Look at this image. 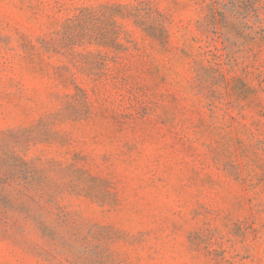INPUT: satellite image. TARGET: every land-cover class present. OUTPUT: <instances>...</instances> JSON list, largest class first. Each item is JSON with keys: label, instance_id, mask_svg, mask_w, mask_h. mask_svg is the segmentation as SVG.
I'll use <instances>...</instances> for the list:
<instances>
[{"label": "rangeland", "instance_id": "obj_1", "mask_svg": "<svg viewBox=\"0 0 264 264\" xmlns=\"http://www.w3.org/2000/svg\"><path fill=\"white\" fill-rule=\"evenodd\" d=\"M0 264H264V0H0Z\"/></svg>", "mask_w": 264, "mask_h": 264}]
</instances>
